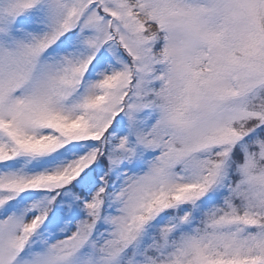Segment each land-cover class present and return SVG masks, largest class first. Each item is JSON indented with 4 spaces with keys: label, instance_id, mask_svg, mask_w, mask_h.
I'll return each mask as SVG.
<instances>
[{
    "label": "snow or ice",
    "instance_id": "6c2138e0",
    "mask_svg": "<svg viewBox=\"0 0 264 264\" xmlns=\"http://www.w3.org/2000/svg\"><path fill=\"white\" fill-rule=\"evenodd\" d=\"M0 264H264V0H0Z\"/></svg>",
    "mask_w": 264,
    "mask_h": 264
}]
</instances>
